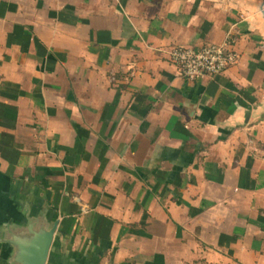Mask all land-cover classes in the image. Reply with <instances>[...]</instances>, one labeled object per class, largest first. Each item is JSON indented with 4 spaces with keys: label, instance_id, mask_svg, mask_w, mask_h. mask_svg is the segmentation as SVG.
Returning a JSON list of instances; mask_svg holds the SVG:
<instances>
[{
    "label": "crops",
    "instance_id": "obj_1",
    "mask_svg": "<svg viewBox=\"0 0 264 264\" xmlns=\"http://www.w3.org/2000/svg\"><path fill=\"white\" fill-rule=\"evenodd\" d=\"M55 221L47 264H264V0H0V264Z\"/></svg>",
    "mask_w": 264,
    "mask_h": 264
},
{
    "label": "built area",
    "instance_id": "obj_2",
    "mask_svg": "<svg viewBox=\"0 0 264 264\" xmlns=\"http://www.w3.org/2000/svg\"><path fill=\"white\" fill-rule=\"evenodd\" d=\"M232 41L233 38L227 36L220 44H208L201 48L174 47L169 51V56L187 79L196 80L206 75L213 77L236 62L238 54L233 48Z\"/></svg>",
    "mask_w": 264,
    "mask_h": 264
},
{
    "label": "water",
    "instance_id": "obj_3",
    "mask_svg": "<svg viewBox=\"0 0 264 264\" xmlns=\"http://www.w3.org/2000/svg\"><path fill=\"white\" fill-rule=\"evenodd\" d=\"M57 225L55 221L36 229L29 224L24 237L14 245L15 264H47Z\"/></svg>",
    "mask_w": 264,
    "mask_h": 264
}]
</instances>
